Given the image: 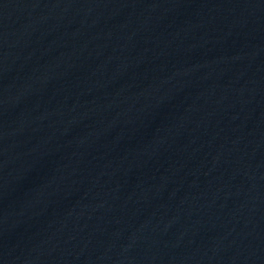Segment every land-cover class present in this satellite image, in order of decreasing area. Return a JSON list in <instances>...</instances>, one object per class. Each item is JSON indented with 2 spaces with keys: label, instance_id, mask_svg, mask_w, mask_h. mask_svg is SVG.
<instances>
[{
  "label": "water",
  "instance_id": "water-1",
  "mask_svg": "<svg viewBox=\"0 0 264 264\" xmlns=\"http://www.w3.org/2000/svg\"><path fill=\"white\" fill-rule=\"evenodd\" d=\"M0 264H264V0H0Z\"/></svg>",
  "mask_w": 264,
  "mask_h": 264
}]
</instances>
